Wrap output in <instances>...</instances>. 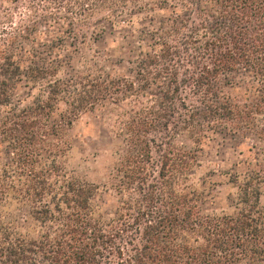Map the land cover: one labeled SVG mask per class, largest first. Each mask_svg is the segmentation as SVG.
I'll use <instances>...</instances> for the list:
<instances>
[{
  "label": "trees",
  "instance_id": "1",
  "mask_svg": "<svg viewBox=\"0 0 264 264\" xmlns=\"http://www.w3.org/2000/svg\"><path fill=\"white\" fill-rule=\"evenodd\" d=\"M105 29L126 75L92 52ZM97 108L121 144L102 183L70 165ZM217 133L249 158L220 213L197 180ZM263 191L264 0H0V264H264Z\"/></svg>",
  "mask_w": 264,
  "mask_h": 264
},
{
  "label": "rangeland",
  "instance_id": "2",
  "mask_svg": "<svg viewBox=\"0 0 264 264\" xmlns=\"http://www.w3.org/2000/svg\"><path fill=\"white\" fill-rule=\"evenodd\" d=\"M124 34L123 30L111 32L105 29L92 46V52L98 54L100 61L103 62L105 58L110 60L109 63L105 61V70L112 77L127 74L126 56L121 58L124 55L119 49L125 46ZM223 94L236 97L239 96L240 90L226 87L223 89ZM16 96V100L21 101L23 105L30 103L31 93L27 88L18 87ZM176 143L185 148L192 147L183 137L177 138ZM120 145L109 131L106 109L97 108L92 113L81 115L73 126L70 165L78 177L93 183H102L117 158ZM247 145L248 142L240 145L224 133L210 134V139L203 144L198 154L202 168L197 172V180L199 182L200 176L201 180L213 184L204 199L205 211L217 213L230 211L227 197L231 190L225 185L226 176L244 168L239 162L249 160ZM106 200L108 202L106 208L110 210L112 200L109 198ZM261 202L264 204V191Z\"/></svg>",
  "mask_w": 264,
  "mask_h": 264
}]
</instances>
